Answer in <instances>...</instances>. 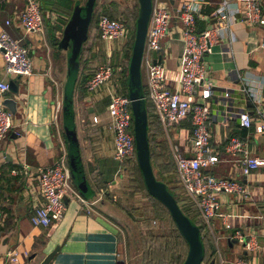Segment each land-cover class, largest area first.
Here are the masks:
<instances>
[{"label":"crops","instance_id":"obj_1","mask_svg":"<svg viewBox=\"0 0 264 264\" xmlns=\"http://www.w3.org/2000/svg\"><path fill=\"white\" fill-rule=\"evenodd\" d=\"M70 1L39 0L44 12L43 32L25 33L18 17L24 0H0V29L5 26L12 37L28 47L32 63L30 75L6 76L0 55V78L12 79L18 88L16 93L6 94L16 100V112L12 114L13 127L0 139V264H40L55 248L58 250L49 264H123L119 224L129 215L123 203L124 172L114 157L108 103L111 93L120 92L119 80L128 70V32L124 39L106 44L99 38L97 25L89 26L78 59L77 81L92 74L98 64L107 60L118 71L109 88L89 93L85 89L87 78L82 87L77 84L74 89L72 109L78 168L73 170L69 162V141L66 145L62 138L64 126L62 129L57 123L67 79L64 63L67 69L70 51L60 42L71 16L67 10ZM182 1L167 0L173 16L168 34L161 42L163 64L174 90L179 89V61L183 47L178 18ZM219 1L204 0L196 20L197 31L215 23L213 12ZM259 1L264 5V0ZM7 18L11 23L6 26L4 20ZM229 31L230 34L220 37L212 45L211 52L204 58L208 67L206 76L213 83L209 100L210 142L218 153V162L208 171L216 176L241 180L249 185L252 194L242 200L219 194L222 212L233 215L215 217L205 236L216 248L215 264H232L236 258L264 264V167L244 177L239 163L225 150L229 138L239 136L248 141L253 155L264 156V133L255 130L254 121L250 129L240 128L237 118L239 112L246 111L254 120L256 110L264 102V49L260 47L264 27L238 21ZM63 78L65 82L61 87L59 81ZM250 95H254V99ZM4 97L0 95V105ZM94 116L97 122L93 121ZM190 130L188 121L168 129L161 126L160 132L155 126L150 127V133L155 134L153 137L150 134L152 141L149 142L155 163L161 165L170 160L177 178L173 146H179L185 155L191 154ZM63 153L70 171L64 215L49 227H34L30 216L42 203L38 168L55 163ZM23 164L28 165L26 173L10 172L14 168L20 171ZM198 219L203 225L199 216ZM236 231L245 236L255 234L259 247L246 250L241 241L231 238ZM8 250H16V262L5 257Z\"/></svg>","mask_w":264,"mask_h":264},{"label":"built area","instance_id":"obj_2","mask_svg":"<svg viewBox=\"0 0 264 264\" xmlns=\"http://www.w3.org/2000/svg\"><path fill=\"white\" fill-rule=\"evenodd\" d=\"M203 3L204 0H183L178 10L183 46L179 61V89L170 87L162 54L154 58L151 55L153 51L161 48V42L168 34L173 14L168 8L167 0H152L141 66L145 67L144 98L150 102L160 125L168 129L181 121L190 123L191 154L185 155L177 145L173 146L172 153L180 186L197 209L203 226L209 230L215 217L227 218L233 215L222 212L219 194L242 200L251 197L252 190L241 180L216 176L208 171L218 162V153L210 142L209 100L213 93V83L206 76L208 67L204 58L220 37L230 34V27L235 22L264 27V5L259 0H220L213 12L215 23L197 31L196 20ZM18 17L25 33L43 32L44 20L39 0H24ZM10 23V18L4 20V25ZM97 28L99 38L106 44L124 39L128 32L124 20L109 18L106 15L99 18ZM260 47L264 49V39ZM0 55L6 76L31 74L32 63L28 47L23 45L20 39L12 37L5 26L0 29ZM108 56L110 57V54ZM116 71L118 68L110 60L98 64L85 82L86 91L93 93L111 87ZM8 92V80L0 78V95L5 96ZM250 96L254 99V95ZM108 115L114 134V157L124 170L127 162H137L128 95L118 91L111 93ZM237 118L240 128L250 129L255 122V130L264 133V102L256 110L254 120L246 111L239 112ZM97 120L94 116L93 121ZM12 127V113L0 105V139L4 138ZM225 150L239 163L240 173L244 177L253 170L264 167V156L253 155L246 139L231 136ZM21 171L26 173L28 165L23 164L20 171L14 168L10 172L18 174ZM37 177L42 203L33 210L30 222L34 227H49L62 219L66 208L64 198L70 179L66 154L63 153L51 165L38 168ZM231 238L241 241L246 250L259 247L255 234L245 236L236 231ZM5 257L16 262L18 253L16 250H8ZM218 259L222 261L220 254ZM232 264L252 263L245 258H236Z\"/></svg>","mask_w":264,"mask_h":264},{"label":"water","instance_id":"obj_3","mask_svg":"<svg viewBox=\"0 0 264 264\" xmlns=\"http://www.w3.org/2000/svg\"><path fill=\"white\" fill-rule=\"evenodd\" d=\"M139 4L138 15L135 21V36L132 45L128 65V97L132 111L133 134L135 139L136 160L141 171L145 187L148 193L161 202L169 211L178 231L188 244V252L182 264H201L203 258V244L200 238V229L181 210L174 196L169 192L166 184L156 179L150 162V143L148 139V115L146 100L144 98L143 82L141 77V61L149 17L152 8V0H137ZM95 0H86L82 6L76 2L72 14L63 30L61 46L69 47L67 57V79L63 93V126L69 141V162L72 169L77 170V140L73 123L72 98L76 82L82 45L88 37V29L91 23ZM163 50L160 48L152 52V57L160 56ZM9 92L18 91L15 82L8 80ZM12 114L16 112V100L6 96L2 101ZM236 240L233 239V242ZM231 242V241H230ZM58 248L49 252L40 264H49ZM208 264H215V258Z\"/></svg>","mask_w":264,"mask_h":264},{"label":"trees","instance_id":"obj_4","mask_svg":"<svg viewBox=\"0 0 264 264\" xmlns=\"http://www.w3.org/2000/svg\"><path fill=\"white\" fill-rule=\"evenodd\" d=\"M76 2H79L80 4L79 0L70 1V6L67 8V10L70 11L69 16L71 15V12L73 10V4H75ZM59 5L61 6L62 4L59 3ZM96 6H97V0H95L90 26L97 25L98 20L102 15H106L109 18L117 17V11H116L117 5L115 1L110 0L107 4H103L99 12H96ZM41 11H42V16H44L42 4H41ZM136 17H135V20H136ZM43 20H44V17H43ZM134 36H135V22H134V27L132 29L128 28L129 38H128V44L126 48L127 49L126 55L128 59L130 58V55H131ZM82 52H83V49L81 50L78 59H80ZM125 72H123V75L121 76L118 85H119V91H120L119 93L127 95L128 93V87H127L128 70H125ZM90 76L91 74L89 76L86 75L85 77H82L81 80L79 79L80 82L79 80L78 81L76 80L74 89L77 84H79L82 87L86 79L89 78ZM146 108H147V115H148V139L150 142L152 141L150 137V134H151L150 127L155 126L156 130H159L160 132L161 125L148 100H146ZM154 135L155 134L153 133L151 134L152 137ZM62 138H63V142L67 145L68 140L66 138V133L64 131H63ZM150 162H151V166H152L156 179L166 184L169 192L176 199L182 212L193 223L198 225L200 229V238L203 244L202 263L208 264L211 261V259L216 258L217 256L216 248L214 244L211 243L205 236L206 228L201 223H199V220H198L199 214H198L197 209L195 208L191 200L187 197V195L184 193L183 188L179 186L180 182H179V179L175 175L173 163L170 160L167 163H162L161 165H158L157 163H155L151 146H150ZM134 169L136 171L137 177L139 178V184L141 188L146 192V195L151 199L153 203L154 212H155L154 217L160 220L167 219L169 221V223L167 222L168 227L165 228L164 230H161V232L155 233L152 231H148V239H150L151 244H148V247L146 249V254L144 255L143 260H142L143 261L142 264H182L188 252L187 242L185 241L183 236L178 231L167 208L161 202H159L157 199H155L153 196H151L148 193L137 162L135 163ZM128 215H129L128 216L129 218L131 219L133 218L132 220H136L132 213L128 212ZM146 242L148 243V241Z\"/></svg>","mask_w":264,"mask_h":264},{"label":"rangeland","instance_id":"obj_5","mask_svg":"<svg viewBox=\"0 0 264 264\" xmlns=\"http://www.w3.org/2000/svg\"><path fill=\"white\" fill-rule=\"evenodd\" d=\"M80 5L84 6L86 0H79ZM110 0H97L96 12L100 11L103 4H107ZM116 2L117 17L124 20L128 28L134 27L135 17L138 13L139 4L137 0H111ZM43 2V1H42ZM44 3V2H43ZM137 18V17H136ZM68 22V21H67ZM66 22V24H67ZM65 24V26H66ZM136 26V25H135ZM65 28V27H64ZM83 58V57H82ZM84 60H81V64ZM65 73L67 72L66 63ZM78 77V74H77ZM142 81L145 80V67L141 66ZM77 79V78H76ZM61 87L65 82V78L60 81ZM57 123L63 129V114H58ZM135 161H129L124 165V190L123 203L125 208L133 214L136 220L129 217L124 218L120 222L119 235L121 244L120 258L123 264H142L148 244H151L148 239V231L161 232L168 227L167 219H158L154 217V207L151 199L146 195V192L139 184V178L134 169ZM199 220V219H198ZM168 222V223H167ZM200 223V222H199ZM148 241V243L146 242ZM221 251L223 247L221 246ZM204 264V263H202Z\"/></svg>","mask_w":264,"mask_h":264}]
</instances>
